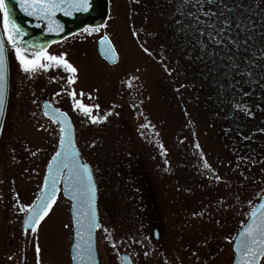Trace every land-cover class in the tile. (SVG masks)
Returning a JSON list of instances; mask_svg holds the SVG:
<instances>
[{"label":"rangeland","instance_id":"374dc122","mask_svg":"<svg viewBox=\"0 0 264 264\" xmlns=\"http://www.w3.org/2000/svg\"><path fill=\"white\" fill-rule=\"evenodd\" d=\"M148 1L108 0L98 31L84 29L47 49L63 55L75 73L46 60L47 69L17 72L0 150L1 264H71L70 202L61 193L35 232L22 228L27 212L20 208L38 197L60 140L58 125L42 110L43 98L68 113L76 145L92 168L99 264H120L121 252L135 254L134 264H231L232 240L264 193V157L238 164L185 88L169 91L174 60L164 61L161 53L175 58L176 47L162 36L158 7L148 8ZM103 34L118 52L115 65L97 52Z\"/></svg>","mask_w":264,"mask_h":264},{"label":"flooded vegetation","instance_id":"af4514ba","mask_svg":"<svg viewBox=\"0 0 264 264\" xmlns=\"http://www.w3.org/2000/svg\"><path fill=\"white\" fill-rule=\"evenodd\" d=\"M148 2V8L158 7L162 36L173 39L176 47L175 58L165 55V51L161 53L164 61L174 60L175 68L167 74L174 85L169 91L178 94L185 88L184 94L189 95L191 104L212 124L217 138L228 142L234 155L257 160L264 157V0H213L211 4L207 0ZM204 12L216 15L205 16ZM209 32L221 43L210 41ZM217 32L221 35L217 36ZM194 38L211 49L215 64L219 62L216 57L222 58V73L230 82L228 87L221 88L223 93L198 88L194 60L198 49L186 44ZM205 49L201 45L200 52ZM173 96L176 106L178 99Z\"/></svg>","mask_w":264,"mask_h":264},{"label":"water","instance_id":"95a60500","mask_svg":"<svg viewBox=\"0 0 264 264\" xmlns=\"http://www.w3.org/2000/svg\"><path fill=\"white\" fill-rule=\"evenodd\" d=\"M5 5L9 12V20L13 22L18 28L19 32H14L13 35L16 38V46L22 50L24 54L27 55H36L41 51H46L52 44L59 43L64 39L84 30L85 28H95L102 26L108 16L109 8H108V0H89V8L87 11H75L72 10L71 15H65L64 11H57L54 16L49 19L45 16H31L28 15L25 11L21 9L19 0H5ZM52 29L51 31L49 29ZM0 42L3 45V56H4V67H3V99L4 104L2 110H0V134L2 130V126L4 123L5 113L7 109V101H8V93H9V64H8V55L7 50L12 48V44H6L3 33L0 28ZM114 49V52H108V49ZM97 50L101 58H103L109 65H114L118 61V54L107 35H102L97 41ZM42 106L44 112L47 113L49 117L53 120L57 121L61 128L60 121H63L66 128L70 130L71 136V147H67L68 141H65V147L67 150V158L62 156L60 161L63 164L72 165L75 163L77 166L81 164L87 163L83 162L80 157V151L75 145V133L74 126L71 122V119L67 115L66 112L59 110L58 114L54 110L57 109L47 100L42 102ZM57 151H64L61 149V145L59 144ZM56 154V153H55ZM55 156V155H54ZM49 163L53 164V169L56 167L57 162H53L52 159ZM62 167V176L58 178L56 184V197L61 190L63 196L70 201V215L73 226V238L70 246V258L71 264H99V258L97 253V245H96V229L92 230L91 237H89L87 231L83 232V240L81 241L82 247L85 249L89 241L92 244V254L91 259L88 256H84L83 258H77L76 261H73L72 256L75 254L73 246L77 243L76 232L78 230V226L76 223V216L80 215L82 219L87 220V217L90 216L91 210L87 207L86 203L82 206L78 200H74L73 197V188L70 186L71 181L67 180L69 167ZM49 166V164H48ZM47 166V170L45 173V177H48V191L52 190L51 179L53 173L49 171V167ZM90 172L92 183L95 186V196L93 200V208L95 210L96 221L99 223L98 212H97V187L94 180V176L91 170V167L88 165ZM45 177L43 181L42 191L39 195L42 196L44 194L43 190L45 189ZM38 198L34 204H38ZM260 203H264V194L260 198V200L253 206L249 213L248 220L243 224V226L237 232L233 243L232 249L235 253L232 264H237L240 259L239 253L236 251V244L241 239L240 233L247 227V224L251 221V212L254 208H258ZM73 205H76V208H73ZM87 213V216L84 215ZM29 213L25 215L23 219V228L25 230H31L32 225H28L26 227L25 220ZM153 237L155 240L159 238V232L156 228L153 229ZM121 264H133V261L129 254L121 253L120 254Z\"/></svg>","mask_w":264,"mask_h":264},{"label":"snow or ice","instance_id":"6c2138e0","mask_svg":"<svg viewBox=\"0 0 264 264\" xmlns=\"http://www.w3.org/2000/svg\"><path fill=\"white\" fill-rule=\"evenodd\" d=\"M21 9L25 11L28 15L31 16H45L51 19L57 11H64L65 15H71L72 10L75 11H87L89 8V0H19ZM209 4L213 0H207ZM0 12L4 14V28L8 34L9 43L12 44L13 48H16V56L20 60L21 66L24 71H35L37 69H47L50 65L41 63V60H46L54 62L58 66H63L65 70L75 73L76 68L73 67L64 57L50 55L46 51H41L36 54L33 59H27L23 54L22 50L16 46V38L13 35L14 32H19V28L9 20V12L5 5V0H0ZM194 15V14H191ZM203 15H216V13L204 12ZM196 22L200 23L199 18L195 17ZM52 30L51 28L49 29ZM98 27L92 29L91 31H98ZM85 31H89L85 29ZM91 34V33H90ZM217 36L221 33L217 32ZM208 39L214 43H221L219 39H215L211 32L208 33ZM147 52V49H144ZM108 52H114V49L109 48ZM3 67H4V56H3V45L0 42V110L3 108L4 99H3ZM69 84L74 83L73 78H69ZM70 95L75 96V93H70ZM82 95V93H81ZM74 107L79 108L84 112L85 115H91L92 109L79 101H75ZM98 107V105L96 106ZM60 115L58 109L54 110ZM47 115V113H45ZM92 122H98V118L92 117ZM61 123V136H60V145L61 149L64 151H57L55 156L52 157L53 162L56 163L55 169H53V164L49 163V171L53 173L51 184L52 190L48 191V177H45V189L43 190L44 194L38 197V204H34L27 208L21 207L20 211H26L29 213L25 220L26 227L30 224L32 225V232L36 231V225L39 224L41 220L48 214V211L51 209L52 205L56 201V184L59 177L62 176V161L60 158L64 156L67 158V150L65 147V141H68L67 147H71V133L68 128H66L63 121ZM64 167H69V173L67 180L71 181V187L73 188V199L78 200L83 206L85 203L88 208L92 209L90 216L87 217V220L82 219L80 215L76 216V223L78 230L76 236L78 238L77 243L73 246L75 254L72 256L73 261H76L77 258H83L85 255L91 259L92 254V244L89 241L87 248L82 247L81 241L83 240V232L87 231L89 237H91L92 230L99 228L100 224L96 221L95 210L93 208V200L95 196V186L92 183L91 172L86 164H81L77 166L75 163L72 165L63 164ZM205 167H209L205 163ZM73 208H76V205H73ZM84 215L87 216V213ZM67 227V225H66ZM107 231V230H105ZM241 239L236 244V251L239 253L240 259L237 264H260L262 258H264V203H260L258 208H254L251 212V221L247 224V227L240 233ZM115 247V245H113ZM40 249L37 246L36 252L39 253Z\"/></svg>","mask_w":264,"mask_h":264},{"label":"trees","instance_id":"16d2710c","mask_svg":"<svg viewBox=\"0 0 264 264\" xmlns=\"http://www.w3.org/2000/svg\"><path fill=\"white\" fill-rule=\"evenodd\" d=\"M0 25L4 32V36L6 38V41L9 42L7 35L5 33V28L3 26V12H0ZM181 36V34H179ZM190 37V36H189ZM182 44L184 45V42L181 40ZM187 45H191L193 47H196L198 51L195 53V62H197L195 66V71L198 75V88L204 89L207 91L210 90H218L219 92L223 93V91H220L221 88H226L230 85V82H226L225 79L228 77L222 73V64H221V57H216L219 62L215 64V58L213 55V52L211 49H209L205 44L201 43L197 38L189 39L186 43ZM201 45L203 47H206V51L200 52ZM180 46V45H179ZM181 49H183L182 46H180ZM180 50V49H179ZM8 59H9V67H10V89H9V97H8V105H7V113L6 118L4 122V129L6 128V125L8 123V117L10 116V111L13 107V104H15L16 101V88H15V80H16V74L17 72L21 71L23 67L21 66L20 60L16 56V48H11L8 50ZM190 74L188 71L187 75ZM200 93V91H199ZM220 126L223 128L222 124ZM219 126V127H220ZM4 132V131H3ZM220 133L223 132L219 131ZM219 143L222 147L226 148L232 155V158H234L238 164H244V165H250L257 161V158H252L250 156H241V155H234L233 150L230 148L228 142L223 139H219ZM1 150V147H0ZM111 245L113 246L114 240L109 235ZM135 256V254H134Z\"/></svg>","mask_w":264,"mask_h":264}]
</instances>
